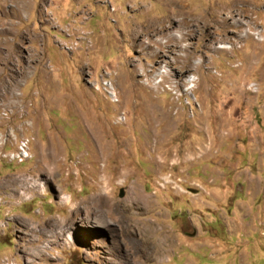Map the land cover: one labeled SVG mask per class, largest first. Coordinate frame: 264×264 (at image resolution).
<instances>
[{
    "label": "rangeland",
    "instance_id": "rangeland-1",
    "mask_svg": "<svg viewBox=\"0 0 264 264\" xmlns=\"http://www.w3.org/2000/svg\"><path fill=\"white\" fill-rule=\"evenodd\" d=\"M0 264H264V0H0Z\"/></svg>",
    "mask_w": 264,
    "mask_h": 264
},
{
    "label": "built area",
    "instance_id": "built-area-1",
    "mask_svg": "<svg viewBox=\"0 0 264 264\" xmlns=\"http://www.w3.org/2000/svg\"><path fill=\"white\" fill-rule=\"evenodd\" d=\"M101 82L97 83L98 88H101ZM102 88L106 90L107 95L109 96L110 100L116 102L118 100V94L113 85L112 81L107 77H104L102 80Z\"/></svg>",
    "mask_w": 264,
    "mask_h": 264
},
{
    "label": "bare ground",
    "instance_id": "bare-ground-1",
    "mask_svg": "<svg viewBox=\"0 0 264 264\" xmlns=\"http://www.w3.org/2000/svg\"><path fill=\"white\" fill-rule=\"evenodd\" d=\"M239 18V17H238ZM224 22V21H223ZM184 36V35H183ZM173 37V36H172ZM183 38V37H182ZM185 38V37H184ZM181 41V40H180ZM182 41H183V39H182ZM170 42V41H169ZM233 48V47H232ZM164 73V72H163ZM226 111V110H225ZM221 116V115H220ZM103 192V191H102ZM109 195V194H108ZM109 198H110V196H109ZM108 198L106 197V198H103V199H94V201H95V205H98V204H100V205H106V203L108 202ZM99 205V206H100ZM101 207V206H100ZM111 208V207H110ZM149 223V222H148ZM154 223V222H153ZM150 224V223H149ZM151 225V224H150ZM96 226H98V227H107V224L104 222V221H102V220H99L98 221V223H96ZM154 232V226H151V227H149V233L151 234V233H153ZM166 245V244H165ZM159 251V255H162V252L160 251V250H158ZM166 252V251H165ZM155 253H156V251H155Z\"/></svg>",
    "mask_w": 264,
    "mask_h": 264
}]
</instances>
